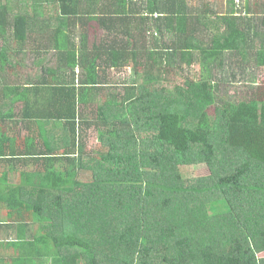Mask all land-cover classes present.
Wrapping results in <instances>:
<instances>
[{"label": "trees", "instance_id": "trees-1", "mask_svg": "<svg viewBox=\"0 0 264 264\" xmlns=\"http://www.w3.org/2000/svg\"><path fill=\"white\" fill-rule=\"evenodd\" d=\"M209 5L0 0V120L46 131L0 130V264H264V0ZM231 54L263 69L217 101Z\"/></svg>", "mask_w": 264, "mask_h": 264}, {"label": "rangeland", "instance_id": "rangeland-1", "mask_svg": "<svg viewBox=\"0 0 264 264\" xmlns=\"http://www.w3.org/2000/svg\"><path fill=\"white\" fill-rule=\"evenodd\" d=\"M254 1L255 0H208L210 5L211 3H214L215 6L213 8L215 12L236 8L240 10L237 11L239 14L245 15V18L250 17L252 19V23L255 21L253 20L254 17L260 18V16H262V14L255 13V11L253 10H251L253 13L246 15L247 12H245V5L248 4L249 6H251ZM243 20L246 21V19ZM257 21L260 23L258 19ZM254 40L255 41L253 46L255 47H253V50L255 52V49H257V45H255V43L257 44L258 40L257 38H255ZM257 60L258 62H262V57H257ZM229 61L230 62H228L227 60L222 62V65L220 66L221 68L219 67V65L214 66L215 69L209 66L210 68L208 70V73L210 74L212 79L219 83V86L217 87L215 92L216 97H218L217 101L230 100L234 102H240L244 100L242 94L249 88L248 83L252 82L256 84V81L258 80L257 75L261 73L257 72V70H262L263 68L257 69L255 59H252L251 63L248 66L243 65L242 63H240L239 57L232 54L229 56ZM184 68L185 70L183 71L171 73L175 80L177 78L179 79L182 74L183 76H186L187 73L190 75V78L193 77L195 80L198 79L201 75L199 74L201 73V71L198 65L191 66L190 68H187V66H185ZM122 71H125V69H122ZM127 71L124 76H126V74L128 73ZM2 72L3 71L0 72V79H6V81H8V83L13 86L19 85V81L16 79V75H9L6 72ZM109 75L113 77V79H115L116 77V75H114L112 72H110ZM1 88L5 90L3 87ZM86 142L88 143V147H86V149H102L101 144L96 141V137L93 132H90L88 134ZM184 172V176L205 175L208 172V167L205 163L194 164L192 168H189L188 173L186 169H184ZM262 254L264 255V252L260 253L259 255Z\"/></svg>", "mask_w": 264, "mask_h": 264}, {"label": "crops", "instance_id": "crops-1", "mask_svg": "<svg viewBox=\"0 0 264 264\" xmlns=\"http://www.w3.org/2000/svg\"><path fill=\"white\" fill-rule=\"evenodd\" d=\"M89 6H90V4H89ZM93 8L97 12H99L98 11L99 10L98 9L99 6L98 7L97 6H93ZM98 31L102 32V30H100V29H98ZM24 76H25V74H18V78H23ZM33 78H35V77H33ZM22 82H24V81H22ZM0 83L4 86V79H1ZM15 92L17 94L15 96H13ZM25 95H26V93L24 91H21V90H17V91L9 90L8 89V84L6 83V89L5 90L0 88V105H1L2 109H4V108L7 109L9 106H12V108L17 109L18 106H21V103H22L21 99L22 98L25 99V100L27 99V98H25ZM30 101L34 102L35 99H32ZM21 126L22 125L20 123L11 122V121H8V120L7 121L6 120H4V121L0 120V130H4V129L8 130L10 132V134L12 133V134L16 135L17 133H19L20 129L22 128ZM37 132H40V128L38 130V128L35 127V125L32 124L31 132L28 129H23V130L20 131L21 134L19 133V136H27L28 135L30 138L33 139V141L38 142V143H40L41 137H42V142L46 141L45 128L42 130L43 136H41L39 134H36ZM3 175H4V171L0 170V181H1V178L3 177ZM0 237H2L1 234H0Z\"/></svg>", "mask_w": 264, "mask_h": 264}]
</instances>
